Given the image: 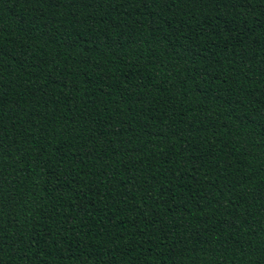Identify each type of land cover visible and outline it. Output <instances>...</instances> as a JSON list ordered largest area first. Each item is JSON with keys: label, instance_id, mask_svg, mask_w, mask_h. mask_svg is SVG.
<instances>
[{"label": "trees", "instance_id": "16d2710c", "mask_svg": "<svg viewBox=\"0 0 264 264\" xmlns=\"http://www.w3.org/2000/svg\"><path fill=\"white\" fill-rule=\"evenodd\" d=\"M0 264H264V0H0Z\"/></svg>", "mask_w": 264, "mask_h": 264}]
</instances>
